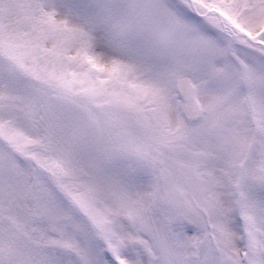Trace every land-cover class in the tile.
<instances>
[{
    "label": "snow or ice",
    "instance_id": "snow-or-ice-1",
    "mask_svg": "<svg viewBox=\"0 0 264 264\" xmlns=\"http://www.w3.org/2000/svg\"><path fill=\"white\" fill-rule=\"evenodd\" d=\"M0 264H264V0H0Z\"/></svg>",
    "mask_w": 264,
    "mask_h": 264
}]
</instances>
